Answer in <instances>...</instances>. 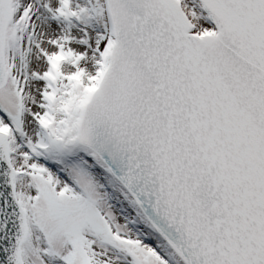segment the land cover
<instances>
[{"label": "snow or ice", "instance_id": "snow-or-ice-1", "mask_svg": "<svg viewBox=\"0 0 264 264\" xmlns=\"http://www.w3.org/2000/svg\"><path fill=\"white\" fill-rule=\"evenodd\" d=\"M0 264H264V0H0Z\"/></svg>", "mask_w": 264, "mask_h": 264}]
</instances>
